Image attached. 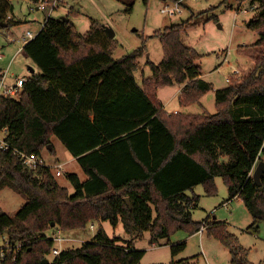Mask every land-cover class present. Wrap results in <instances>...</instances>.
I'll return each instance as SVG.
<instances>
[{"label": "trees", "instance_id": "1", "mask_svg": "<svg viewBox=\"0 0 264 264\" xmlns=\"http://www.w3.org/2000/svg\"><path fill=\"white\" fill-rule=\"evenodd\" d=\"M249 1L257 9L247 22L258 35L254 67L238 82L214 90V113L168 112L157 94L158 88L179 85V103L185 106L213 89L200 76V55L181 42L188 20L155 32L163 59L147 60L152 74L138 84L134 72L146 38L131 53L114 57L117 42L97 20L81 32L68 15L43 11L40 30L22 47L39 71L25 78L18 96L0 95V131L9 145L0 147V189L9 187L25 198L13 214L0 209V235L21 245L16 252L12 245L0 264H43L54 244L48 231L107 220L114 226L120 222L130 239L110 237L99 226L90 240L63 248L53 262L139 264L144 250L134 241L144 232L154 243L176 230L193 234L205 225L228 247L231 264H254L225 221L192 218L199 202L194 187L201 184L206 194H214L219 176L227 200L238 197L249 211L246 230L257 233L264 221V173L260 185L252 178L264 147V0ZM9 8L8 0H0V28L10 25ZM52 136L86 175L81 180L67 173L72 193L51 166L29 168L13 153L15 148L54 153ZM184 246L171 245V254Z\"/></svg>", "mask_w": 264, "mask_h": 264}, {"label": "rangeland", "instance_id": "2", "mask_svg": "<svg viewBox=\"0 0 264 264\" xmlns=\"http://www.w3.org/2000/svg\"><path fill=\"white\" fill-rule=\"evenodd\" d=\"M8 1L11 8L7 13L11 16V21L10 25L0 28V52L6 54L10 51L11 55L18 46H22L21 40L27 31L32 33L38 31L44 21V13L41 9H35V2L31 0ZM68 2V5L78 11L74 18L70 16V19L79 31L84 32L88 29L93 20L113 29L117 42L114 57L131 53L142 45L146 38L145 52L137 58L139 66L134 72L138 84H141L143 77L152 74L147 60L157 64L163 59L162 45L155 32L186 20L191 26L181 31V42L195 49L200 55L198 63L203 79L210 82L214 88L238 82L242 75L254 67L253 58L256 51L253 44L258 35L255 30L247 27V22L257 9L249 0H185L182 12L173 15L161 11L164 5L172 4V0H68ZM63 3L59 4L53 16L64 17L61 15L64 11ZM65 7H68L67 4ZM16 56L14 63L20 64L26 75L30 76L39 71L23 50ZM29 66H34L35 71L31 72ZM236 70H239V77L235 73ZM226 76L233 78L230 83L225 80ZM178 88L176 84L158 88V97L165 99L168 95L171 98L166 106L168 110L172 111L176 107L179 111L191 113L216 111L213 90L205 93L200 102L182 106L179 103ZM3 137L4 132L0 131V138ZM51 140L54 153L44 149L42 156L51 166L53 173L55 172L53 166L61 164V175H57L56 179L72 193L74 188L67 179V173H76L81 180L86 179V175L63 143L56 136H52ZM215 183L217 190L214 194H206L201 184L194 187V192L199 195V202L192 209V218L202 221L210 216L211 219L225 221L227 230L238 237L240 244L248 248V259L254 264H264V221L259 223L257 233L247 231L251 215L244 203L238 199L227 200V188L221 177L217 176ZM24 202L25 198L13 189L9 187L0 189L2 211L13 214ZM99 226L110 237L130 239V235L120 222L114 226L107 220L88 223L85 229L61 231L63 240L55 241L53 247L59 250L78 247L82 241L90 240ZM55 232L56 230H52L47 234L53 237ZM180 242H184V248L172 255L171 245ZM134 245L137 249L144 250L139 264H178L180 261H189L190 264H231L228 247L206 229L193 234L186 229H179L172 232L169 237L161 238L154 243L150 242L149 232L146 231L141 239L134 241ZM54 256L49 253L46 256V264H56L53 262Z\"/></svg>", "mask_w": 264, "mask_h": 264}, {"label": "built area", "instance_id": "3", "mask_svg": "<svg viewBox=\"0 0 264 264\" xmlns=\"http://www.w3.org/2000/svg\"><path fill=\"white\" fill-rule=\"evenodd\" d=\"M185 0H174L172 1V4H166L163 6L161 11L163 13H166L168 15H173L176 13L182 12V5ZM64 0H38L37 2V8L41 9L42 11L46 10L47 16H52L54 11L57 10V7L60 3H63ZM255 6V5H253ZM43 24V22H42ZM41 24V25H42ZM36 33H32L31 31H27L25 35L22 37L21 43L24 45L28 40L34 37ZM10 40H12L10 38ZM23 46L19 47V51L22 50ZM2 57V54L0 53V58ZM236 74H238L237 77H239V70L235 71ZM8 72L7 69H0V95L3 96H9V97H16L19 95V93L22 91L23 88V82L25 78L17 77L13 83L7 84L5 83V78L7 76ZM233 78L231 76H226L225 80L227 82H231ZM235 79V78H234ZM0 147L3 149H8L9 145L7 142L4 141L3 138H0ZM13 153L20 157L23 164L29 168H36L37 166H46L48 165L45 162V159L42 155L36 154V153H27L25 151H21L18 149H13ZM50 166V165H48ZM55 168V175H61V164H55L53 166ZM92 227V225H90ZM205 228V225L201 226L200 232L203 231ZM53 241H62L63 237L61 236V230L56 229V232L53 234L52 237ZM14 245V251L16 252L19 248H21L20 244H12L10 240L5 235H0V259L4 256L5 252ZM60 252V250L56 247L52 248L51 253L53 255H56Z\"/></svg>", "mask_w": 264, "mask_h": 264}, {"label": "crops", "instance_id": "4", "mask_svg": "<svg viewBox=\"0 0 264 264\" xmlns=\"http://www.w3.org/2000/svg\"><path fill=\"white\" fill-rule=\"evenodd\" d=\"M68 0H64V3L62 4V9H64V11L63 12H61V15H68L69 16V18H70V16H73V18H74V16L78 13V11H75L73 8V6H71L70 4L68 5ZM65 4H67V6L68 7H65ZM64 5V6H63ZM35 9H38L37 8V5L35 4ZM42 26V25H41ZM41 26H40V28H41ZM40 28L38 29V31L40 30ZM38 31H36V33L38 32ZM23 46V45H22ZM19 47L20 46H18V48H17V50L15 51V52H13L11 55H10V51H7L6 52V54H3V53H1L2 54V57L0 58V69H7V72H8V74H7V76H6V78H5V83H7V84H11V83H13L14 82V80L17 78V77H22V78H27L28 77V75H26L25 73H24V70H23V68L21 67V65L20 64H18L17 62L16 63H14V60H15V57H17L16 55L19 53V52H21L22 50H23V48H22V50L21 51H19L18 49H19ZM246 54V53H245ZM251 54H253V51L251 52ZM27 56V55H26ZM28 57V56H27ZM250 56L248 55V58H249ZM249 63H250V61H249ZM251 64H252V61H251ZM30 70H31V72H34L35 71V67L34 66H29L28 67ZM249 68H251V66L249 67ZM202 78H203V76H202V73H201V75H200ZM179 86V85H178ZM215 89H217V88H214L213 87V91L215 90ZM159 91V90H158ZM178 93L180 94V86H179V88H178ZM158 94V93H157ZM178 94V95H179ZM160 98V97H159ZM161 99V98H160ZM170 100H171V98H170V96H168V95H166V98L165 99H161V101L163 102V105H164V108H165V110H167L168 112H176V111H179L178 110V108H174L172 111H170V110H168L167 108H166V106L170 103ZM201 101V98H200V100H199V102ZM195 103V102H194ZM191 104V103H190ZM190 104H188V105H190ZM186 106V105H185ZM264 146V145H263ZM259 160H264V147H263V149H261V151L259 152V154H258V157H257V159H256V162H255V164H254V166H253V169H254V167H255V165L257 164V162L259 161ZM253 169H252V171H253ZM233 199H238V200H240L241 201V199L240 198H238V197H235V198H233ZM56 230V229H55ZM54 230V231H55ZM200 231H198V233H199ZM66 239H68V238H66ZM83 242V241H82Z\"/></svg>", "mask_w": 264, "mask_h": 264}, {"label": "water", "instance_id": "5", "mask_svg": "<svg viewBox=\"0 0 264 264\" xmlns=\"http://www.w3.org/2000/svg\"><path fill=\"white\" fill-rule=\"evenodd\" d=\"M1 24L3 26L5 25L4 23H1ZM103 26H104V28H105L108 36L111 37V38H113L114 35H115L113 29L111 27L105 25V24H103ZM263 173H264V160H259L257 162V164L255 165L253 171H252V178L254 179V181H255L256 184L260 185V177H261V175ZM124 200L127 202L128 206H130V202H129L128 197H125ZM51 225L54 226V223L52 222ZM42 263L43 264H46L47 263V259L46 258L43 259L42 260Z\"/></svg>", "mask_w": 264, "mask_h": 264}]
</instances>
